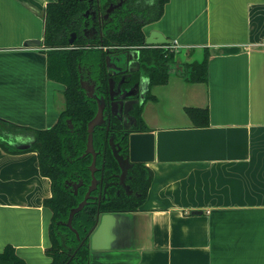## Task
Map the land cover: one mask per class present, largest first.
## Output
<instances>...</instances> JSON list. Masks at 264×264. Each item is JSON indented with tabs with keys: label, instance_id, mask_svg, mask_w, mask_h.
Segmentation results:
<instances>
[{
	"label": "crops",
	"instance_id": "obj_1",
	"mask_svg": "<svg viewBox=\"0 0 264 264\" xmlns=\"http://www.w3.org/2000/svg\"><path fill=\"white\" fill-rule=\"evenodd\" d=\"M55 1L0 0V118L8 123L45 129L64 107L65 87L48 78L43 52L46 7ZM154 30L178 48L168 82L137 104L146 131L155 133V160L146 164L153 180L137 210L103 212L118 214L98 235L97 215L83 240L87 264H264V0H169L144 28L147 36ZM87 36L95 39L96 30ZM130 52L107 54V73L122 71ZM207 57L206 81L180 74ZM92 65L79 70L96 93ZM142 75L148 78L127 87H138ZM113 79L119 93L121 76ZM132 94L139 98V89ZM11 139L16 147L35 141ZM51 196L38 153L0 145V253L11 246L26 264L51 263Z\"/></svg>",
	"mask_w": 264,
	"mask_h": 264
},
{
	"label": "trees",
	"instance_id": "obj_2",
	"mask_svg": "<svg viewBox=\"0 0 264 264\" xmlns=\"http://www.w3.org/2000/svg\"><path fill=\"white\" fill-rule=\"evenodd\" d=\"M112 2L115 0H100L99 10L105 13ZM168 2L169 0H126L110 15L102 37L91 40L78 38L74 44L69 43L70 34L73 31L77 33L80 31L83 13L88 9L90 0H57L47 4L43 52L47 56L48 78L65 87L64 107L56 123L45 129L12 124L0 118V145L12 153L26 150L37 152L41 174L51 180L52 196L45 200V205L52 212L51 246L48 249L52 257L50 264H87L89 248L85 243L82 244V241L94 226L98 211H135L146 199L153 173L146 164L136 163L129 172V184L134 191L133 194L128 195L120 186L112 185L107 188V195L101 201L100 207L97 199H92L75 215L73 226L80 233L81 240H78L76 234L64 224L68 221L71 209L84 199L92 181L90 166L93 156L84 153L89 135L88 124L97 113L98 103L82 88L79 65L92 63L96 68L95 72H98L96 93L106 98L107 114L110 113L109 76L105 64L108 51L139 50L138 60L141 69L135 73V78L138 79L141 74L146 75L150 87L167 83L177 61V51L171 45L145 47L144 27L163 16ZM184 66L180 74L189 80L193 82L207 80L208 57L202 63ZM150 97L152 96L148 91L147 98ZM142 108L143 105L136 106L135 116L138 128L141 126L146 131ZM111 125L117 130L116 142L122 146L121 153L124 155V152L129 151L128 139H123L122 128L117 118L111 120ZM16 134L33 136L35 141L31 148L16 147L11 142V136ZM110 134L107 123L97 126L94 131V146L101 152L98 166L104 165V169L99 170L98 174L96 172V176L103 175L105 187L109 182L118 181L117 175L121 173L109 142ZM80 180L83 184L76 194L69 182L78 183ZM119 189L120 194L117 193ZM136 193L140 196H136ZM92 194L97 196V189ZM65 244L72 248L71 255L68 254ZM0 263L26 264L11 246L0 253Z\"/></svg>",
	"mask_w": 264,
	"mask_h": 264
},
{
	"label": "water",
	"instance_id": "obj_3",
	"mask_svg": "<svg viewBox=\"0 0 264 264\" xmlns=\"http://www.w3.org/2000/svg\"><path fill=\"white\" fill-rule=\"evenodd\" d=\"M92 1V0H91ZM124 0H120L116 4H111L110 7L107 9V13L105 14L104 18H107L109 14L115 10L116 8H119L123 4ZM90 12V9L86 11V15H88ZM76 38V33L72 34V37L70 39V43L74 42V39ZM41 44V41H28L26 43V46L29 47H36ZM171 41L161 32L159 31H152L148 36L146 35L145 38V47H157V46H166L170 45ZM135 52L125 54L124 63L125 68L122 69V71H119V73L116 72H108L109 76V98H110V106H111V112L113 113V116H117V118L120 121V126H122V132H123V139H128V149L129 154L128 156H125L121 153V146L119 143L115 142V137L112 134L110 137V145L112 147L113 154L115 158L117 159L119 166L121 168V173L117 175V177L120 179V183L124 186L128 194L133 193V190L130 188L129 185L126 184V180L129 176L130 170L133 169L134 165L136 163H144L148 164L155 160V133L152 131H143L140 128H138L137 118L133 116L131 113L133 109L135 108V105L137 104H143L146 98V92L150 89V81L148 78L141 76L139 83H136L135 86L138 87H127L131 81L133 80V76L135 73H137L141 69L140 62L138 60V54L139 50H134ZM109 54H112V51H108ZM115 53V52H114ZM107 60H109V56L107 57ZM136 64V67H133V65ZM116 74H119L121 76V82L120 85L122 86V91L118 93L116 91L118 89L117 85H115V80L113 79ZM81 86L86 90H89L87 94L90 97H93L97 100L98 103V110L95 115V117L89 122L88 124V142H87V149L84 153V155L92 154L93 155V161L90 166L91 174H92V181L88 188V191L84 197V199L79 203L78 206L71 209L68 221L64 224L68 226L77 236L78 240H81L80 233L78 230L73 226V220L77 213H79L83 208L89 203L90 200L96 199L95 196H93V192L97 189L99 180L97 179L96 172H97V156L98 152L95 149L94 146V131L97 126L103 125L106 123V109L108 106L107 100L104 96L98 95L95 93V89L93 87L85 88V84L83 83V80H81ZM139 89V98H131L133 95V89ZM118 109V112L117 110ZM127 120H132L135 125H133L131 122L128 123ZM110 129V126L108 127ZM34 140H32L30 143H18L15 144L17 147H20L21 149H29L31 148ZM83 155V156H84ZM83 184V181L80 180V182L74 184V193H78V190L80 186ZM106 191V190H105ZM102 196H100L101 199ZM194 214H200L201 211H194ZM118 213H103L100 210L98 211V220H97V235L101 230V227L103 223H105L106 220L112 219L115 215ZM96 231H91L89 234V240L91 244L89 245L93 251H96L97 248L93 244V240L95 238ZM82 244L84 242L82 241ZM87 246V245H86Z\"/></svg>",
	"mask_w": 264,
	"mask_h": 264
},
{
	"label": "flooded vegetation",
	"instance_id": "obj_4",
	"mask_svg": "<svg viewBox=\"0 0 264 264\" xmlns=\"http://www.w3.org/2000/svg\"><path fill=\"white\" fill-rule=\"evenodd\" d=\"M120 0H115V2H112V3H110V5L111 4H116V3H118ZM125 1L126 0H124V2H123V4L125 3ZM122 4V5H123ZM99 5H100V0H97V2L95 1V0H90V3H89V7H88V9H90V12H89V14L88 15H86L85 13H86V11L88 10H86L84 13H83V20H82V24L80 25V31L77 33V31H73L71 34H70V37H69V43H70V39H71V37H72V34L73 33H76V38L74 39V42L73 43H70V44H74L75 43V41L78 39V38H82V39H85V40H90V38H88V33L91 31V28L93 29L94 28V30H96V33H97V38L98 37H102V35H103V29H104V26H105V24H106V22L110 19V15L116 10V9H118V8H116L115 10H113L110 14H109V16L107 17V18H104V16H105V14L107 13V9L110 7V5H109V7L106 9V12L105 13H102L100 10H99ZM121 5V6H122ZM120 6V7H121ZM119 7V8H120ZM76 22V21H75ZM145 28V27H144ZM133 67H136V64H134L133 65ZM136 80H138V79H136L135 78V76H133V80L132 81H135L136 82ZM110 84V83H109ZM109 105H110V101H109ZM134 114V116H135V113H133ZM59 117V116H58ZM105 117H106V123H107V126L109 127L110 126V129L108 128V131L111 133L110 134V137H111V135L113 134L114 135V137H115V142H116V131L117 130H115L114 129V127L111 125V120L113 119V118H117V116H113V113L111 112V109H110V113L109 114H107V113H105ZM136 117V116H135ZM118 119V118H117ZM119 120V119H118ZM129 122V121H128ZM71 123V122H70ZM121 124V123H120ZM71 127H72V125H70ZM121 128H122V126H121ZM109 142H110V138H109ZM117 143H119V142H117ZM120 144V143H119ZM121 146V145H120ZM97 152H98V156H97V167H98V169H97V174H98V172L100 173V171L99 170H103L104 169V165L101 167H99L98 166V158H99V155L101 154V152L100 151H98V150H96ZM121 151L123 152V148H122V146H121ZM128 154H129V151L128 152H124V155L125 156H128ZM92 155V154H91ZM93 156V155H92ZM129 178H130V176H128V178H127V180H126V184L127 185H129L130 186V184H129ZM97 179L99 180V184H98V187H97V204H99V207H100V204H101V201L106 197V195H107V188H109L110 186H112V185H116V186H120V188H121V190H123V191H126V189L124 188V186L120 183V179L118 178V181H116V182H109V186L107 185L106 187H105V180H104V177H103V175H101V176H99L98 177V175H97ZM130 188H131V186H130ZM132 189V188H131ZM106 190V191H105ZM121 190L119 189L118 190V192L117 193H121ZM79 191V190H78ZM126 193H127V191H126ZM133 193H134V191H133ZM133 193H131V194H133ZM128 194V193H127ZM131 194H128V195H131ZM100 196H102L101 197V199H100Z\"/></svg>",
	"mask_w": 264,
	"mask_h": 264
},
{
	"label": "built area",
	"instance_id": "obj_5",
	"mask_svg": "<svg viewBox=\"0 0 264 264\" xmlns=\"http://www.w3.org/2000/svg\"><path fill=\"white\" fill-rule=\"evenodd\" d=\"M171 47L174 48V49L178 48L177 45H175V44H172Z\"/></svg>",
	"mask_w": 264,
	"mask_h": 264
}]
</instances>
